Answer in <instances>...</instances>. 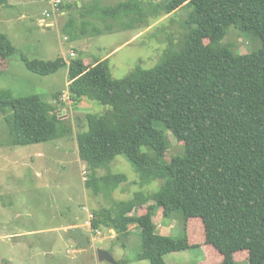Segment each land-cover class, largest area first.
Returning <instances> with one entry per match:
<instances>
[{"label": "trees", "instance_id": "16d2710c", "mask_svg": "<svg viewBox=\"0 0 264 264\" xmlns=\"http://www.w3.org/2000/svg\"><path fill=\"white\" fill-rule=\"evenodd\" d=\"M9 1L0 0V5L8 7ZM100 3H64L68 18L62 32H75V38L98 35L103 30L93 21L97 16L114 22L126 17L118 28L130 29L145 16L138 0ZM186 4L191 9L179 45L170 44L153 67L136 65L123 78L111 77L107 58L89 62L78 55L69 64L62 56L20 60L39 75L65 68L73 107L84 99L109 107L86 113V128L75 136L79 158L89 171L87 189L107 196L127 180L124 174L96 175L119 154L132 164L141 184L163 180L151 195L137 192L93 210V233L106 228L127 235L129 225H136L142 238L137 259L150 264H168L165 254L186 249L202 251L197 264H236V252L246 253L248 264H264V0H166L152 13L161 8L169 14ZM230 26L259 40L260 47L234 54L229 45H220ZM14 53L15 46L0 32V58L8 61ZM65 105L61 92L43 100L38 94L14 96L0 89L9 143L70 136L71 122L59 115ZM166 130L183 145L182 153L168 161ZM156 208L169 219L180 212L179 236L156 233ZM214 249L218 258L211 262Z\"/></svg>", "mask_w": 264, "mask_h": 264}, {"label": "rangeland", "instance_id": "374dc122", "mask_svg": "<svg viewBox=\"0 0 264 264\" xmlns=\"http://www.w3.org/2000/svg\"><path fill=\"white\" fill-rule=\"evenodd\" d=\"M80 1L86 3L90 0ZM97 1H101L99 5L102 6L125 0L91 2L94 4ZM138 1V9L145 16L135 21L133 28H118L127 21L126 17L121 19V23L97 16L93 21L103 32L92 36L87 34L81 38H75V32L69 36L62 32V26L68 18L66 11L56 27L43 29L39 25L38 20L47 7L44 0H10V6L0 5V32L5 33L16 48V53L8 61L0 58V71H3L0 74V89L9 90L14 96L38 94L43 100H50L56 92H61L62 99L66 97L68 78L65 68L53 74L39 75L24 66L21 56L53 60L58 56L70 57L73 50L75 56L80 55L89 62L105 57L108 59V71L116 79L129 75L136 65L153 67L170 44L175 47L179 45L186 31L184 21L191 6L186 4L169 14L159 8L153 14V7H159L166 0ZM66 2L72 4L77 0H64ZM107 24L113 25L111 31L106 29ZM219 43L229 45L234 54L248 53L260 47L259 40L247 38L234 26L228 28ZM63 108L66 116L62 118L70 121L73 127L70 136L25 145L9 143L8 127L0 112V264H150L146 259H137L142 238L141 230L136 225H130L127 235L118 236L112 235L106 228L101 229L103 234H91L85 227L82 228L83 234L90 239L94 254H97L98 249L105 250L113 257L114 263L99 259L89 261L90 256L85 251L80 258L76 256L78 259H75L77 254L72 244L57 242L58 235L68 238V234L54 227L74 221L84 223L90 219L91 211L111 207L114 201L129 200L137 192L151 195L163 183V180L157 179L141 184L132 164L119 154L106 168H98L96 175L108 172L124 174L127 180L107 196L94 194L87 189L84 182L89 171L79 158L75 136L79 130L86 128V113H102L109 107L84 99L78 103L77 108L71 104ZM165 133L169 148L164 160L168 161L172 156L182 153L183 145L169 131ZM176 215L173 219L165 218L161 216L160 208L154 209L152 220L156 225V233L179 236L183 221L179 211H176ZM195 223L203 230L199 221ZM200 233L202 237L201 229ZM212 252L211 262H215L218 257L214 253L215 249ZM203 258L200 249H186L164 255L168 264H197ZM234 260L236 264H248L244 252L234 253Z\"/></svg>", "mask_w": 264, "mask_h": 264}, {"label": "built area", "instance_id": "2783aa9c", "mask_svg": "<svg viewBox=\"0 0 264 264\" xmlns=\"http://www.w3.org/2000/svg\"><path fill=\"white\" fill-rule=\"evenodd\" d=\"M45 4L47 7L43 10L42 12V17L39 18L38 23L41 25L43 28H54L58 24L59 18L64 14V10L62 9V5L64 4V0H44ZM75 52L71 50L70 52V57H66L65 55L63 56L65 62L69 64V61L71 58L75 57ZM63 101L66 102L67 104H71L72 101L69 97V94L65 95ZM60 116H66V112L63 109L60 110L59 112Z\"/></svg>", "mask_w": 264, "mask_h": 264}, {"label": "crops", "instance_id": "0c3cea01", "mask_svg": "<svg viewBox=\"0 0 264 264\" xmlns=\"http://www.w3.org/2000/svg\"><path fill=\"white\" fill-rule=\"evenodd\" d=\"M91 1L92 0H90L89 2H81L80 0H77V3L80 5L81 3H85V4H90L91 3ZM44 29V28H43ZM105 57H103V58H100V59H104ZM99 60V59H98ZM67 84H68V82L66 83V86H67ZM92 212V211H91ZM91 212L89 213V217L91 218ZM89 220L90 219H88L86 222H84V223H80V222H71V223H68V224H66V225H63V226H59V227H54V229H61V230H63V231H66V229L67 228H70V227H73V226H77V227H79L80 228V230L82 231V228L83 227H85L86 229H87V231L88 232H90L91 234H92V231H91V229H90V222H89ZM132 225H134V224H132ZM129 228H130V225H129ZM51 231H56V230H51ZM108 231L110 232V233H112V235H115V232L112 230V229H108ZM83 233V232H82ZM94 234V233H93ZM96 234H103V230L101 231V229L99 230V231H97L96 232ZM16 235H19L18 233H16ZM23 235V234H22ZM24 235H28V234H24ZM67 235V234H66ZM19 236H21V235H19ZM87 237H88V235H86ZM58 238V240H57V242L58 243H65L66 245L67 244H72V246L71 247H74V249H73V251L77 254V255H75V259H78V258H80L81 257V253H83L84 252V250L76 243V241L73 239V238H69L70 236H68L67 235V237L69 238H63V236H61V235H58L57 236ZM89 238V237H88ZM68 239V240H67ZM76 256L78 257V258H76ZM90 259H92V260H90ZM90 259H89V261H93L94 259H95V261H98L97 259H98V257H97V254H94V249H93V251H92V256H90ZM97 263V262H96Z\"/></svg>", "mask_w": 264, "mask_h": 264}, {"label": "water", "instance_id": "95a60500", "mask_svg": "<svg viewBox=\"0 0 264 264\" xmlns=\"http://www.w3.org/2000/svg\"><path fill=\"white\" fill-rule=\"evenodd\" d=\"M66 232L88 254V256H92L93 247L90 243V239L82 233L79 227L73 226V227L67 228ZM97 257L100 261L107 260L111 263L115 262L113 257L107 251L102 250V249L97 250Z\"/></svg>", "mask_w": 264, "mask_h": 264}]
</instances>
